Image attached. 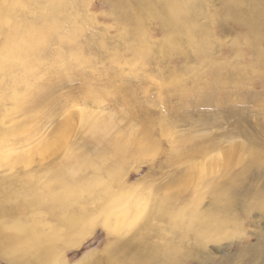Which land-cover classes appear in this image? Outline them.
I'll list each match as a JSON object with an SVG mask.
<instances>
[{
  "label": "rangeland",
  "instance_id": "1",
  "mask_svg": "<svg viewBox=\"0 0 264 264\" xmlns=\"http://www.w3.org/2000/svg\"><path fill=\"white\" fill-rule=\"evenodd\" d=\"M34 5L22 52L0 35L3 248L44 218L37 264H264V0ZM110 184L130 195L112 239L101 221L61 249Z\"/></svg>",
  "mask_w": 264,
  "mask_h": 264
},
{
  "label": "bare ground",
  "instance_id": "2",
  "mask_svg": "<svg viewBox=\"0 0 264 264\" xmlns=\"http://www.w3.org/2000/svg\"><path fill=\"white\" fill-rule=\"evenodd\" d=\"M35 3H36V0H0V35L3 37L2 40L5 44L4 45L5 49L8 48L10 50L11 48H13L17 54H18L19 49H22L21 52L24 50L23 44L27 43V42H24L22 40L23 38L20 37L21 36V35H19L20 28L23 25V23H27V19H25L26 14L27 13L34 14L33 8L35 6L34 5ZM39 30L40 29H38V31ZM42 31H43V29H42ZM36 32H37V29H36ZM19 37L22 38L21 40H22L23 44L21 43V40L19 41V39H20ZM43 37H44V35H43ZM25 41H28V40H25ZM32 42H33V40H32ZM10 45L12 47H10ZM31 45L32 44H30V46ZM28 47H29V45H28ZM7 53H9V59H12V60L16 59V56L13 55L12 52H9L7 50ZM8 66H10V65L1 62L0 63L1 71L5 70V69L7 70ZM23 67H25V66H23ZM82 119H84V121L88 120L87 116L82 117ZM100 125L101 124L95 123L90 128H91V130H93V132H96L100 129ZM128 153H129V151L126 150V147H118L116 150V157L118 159L117 161L120 162V160L121 161L125 160L126 155ZM111 185L112 184H110L106 189H104L103 194H105V200L106 201L103 202L102 204H100V206L98 205V200L100 199V196H98V195H95L94 199L87 204V206H89L88 208L91 209L90 215L88 213L90 211L89 210L87 211V208L83 209V210H79L76 208V209H72L70 212L67 211V214H68V212L70 213V215H69V229L67 230V234H66L67 237L65 239H64V237H62L63 244H61V249L75 248L76 246H78L80 244V242H82L84 239H86L91 234V232L93 231L95 226L100 224L101 221L103 222V226L105 227V229L107 231L108 237L110 238V240L112 239V237H111V235H113L112 231L117 229L115 222L120 221L121 217H123L127 213L126 206L128 203L126 202V199H128L130 197V195H129V190L125 189V187L122 184L120 186L122 189L120 193L113 191ZM57 201L62 202L60 200V198L57 199ZM136 204L139 205L138 202ZM67 206L71 207V204H69ZM2 210H4V209H2ZM1 211H0V213H1ZM7 211H9V210H7ZM61 211L65 213V210H63L62 208H61ZM3 212L5 214L6 211L4 210ZM10 212H13V210ZM14 214H16V212H14ZM102 215H104L103 220L100 219ZM12 220H14V218ZM10 222H12V221H10ZM21 222L22 223H20L19 226L21 228L20 231H22V233H23V239H22V237L20 239L23 240V244L19 245L18 247L13 246L12 249L3 248V244H0V258L4 262L9 263V264H37L36 263L37 261L36 262L33 261L34 260L33 258L37 259L36 257H40V256H38V254H36L35 256L34 255L31 256L30 254H32V248H33V250L36 248H40L45 243V241L47 239L46 238V236H47L46 231H44L41 228V226H45V223H44L45 219L44 218L40 219V221L37 220L36 221L37 223L34 224L35 228H34V226L33 227L26 226V224H24V220ZM14 223H16V222H14ZM25 223H27V222H25ZM113 224H115V226ZM3 228L5 229V225ZM28 228H30L32 230H28ZM74 228H75V230H74ZM76 229H78V232ZM60 232H62V231H60ZM62 233H64V232H62ZM3 236H4V234H3ZM56 236H55V238H56ZM5 237H6V235H5ZM60 238L61 237H59V240H60ZM60 242H61V240H60ZM109 248L110 247L108 246V248L105 249L106 253L104 252L105 256L103 254V260L104 259L107 260L108 263L110 262L109 264H118L117 260H115L116 258L113 255V253L109 252V250H110ZM107 249H109V250H107ZM43 250L44 249H41L38 252L41 254L43 252ZM44 254H46V250L44 251ZM44 256H46V255H44ZM47 257H49V256H47ZM47 257H45V258L47 259ZM93 258L94 257H92V256L88 257V258L82 260L81 262H79L78 264H86L87 262H91L92 260L95 262V264L101 263V261L99 262L98 260H94L95 258L94 259ZM99 260H101V259H99ZM43 264H45V263H43Z\"/></svg>",
  "mask_w": 264,
  "mask_h": 264
}]
</instances>
